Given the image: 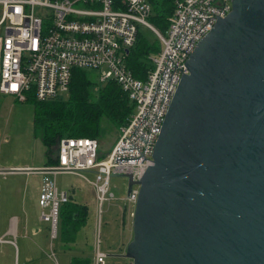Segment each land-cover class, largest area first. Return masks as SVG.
Returning a JSON list of instances; mask_svg holds the SVG:
<instances>
[{
	"label": "water",
	"instance_id": "water-1",
	"mask_svg": "<svg viewBox=\"0 0 264 264\" xmlns=\"http://www.w3.org/2000/svg\"><path fill=\"white\" fill-rule=\"evenodd\" d=\"M138 186L131 264H264V0L195 45Z\"/></svg>",
	"mask_w": 264,
	"mask_h": 264
},
{
	"label": "built area",
	"instance_id": "built-area-1",
	"mask_svg": "<svg viewBox=\"0 0 264 264\" xmlns=\"http://www.w3.org/2000/svg\"><path fill=\"white\" fill-rule=\"evenodd\" d=\"M0 8V26L7 22L0 42V94L20 102L59 99L67 94L74 69H81L101 84L117 83L133 106L106 156L97 138L63 137L56 163L33 169L43 175L39 218L48 224L53 242L59 235L60 208L70 200L68 191L57 187L56 176H79L93 187L99 223L104 201L113 197L111 177L130 173L137 180L152 164L163 118L187 73L185 61L217 17L230 11L231 0H175L164 32L150 22L147 0H0ZM145 29L155 34L160 49L147 54L151 65L143 78H136L128 59ZM17 171L0 167L1 176ZM137 191L133 185L124 198L131 216ZM51 256L56 262L53 250ZM106 256L95 229L92 264H104Z\"/></svg>",
	"mask_w": 264,
	"mask_h": 264
},
{
	"label": "trees",
	"instance_id": "trees-1",
	"mask_svg": "<svg viewBox=\"0 0 264 264\" xmlns=\"http://www.w3.org/2000/svg\"><path fill=\"white\" fill-rule=\"evenodd\" d=\"M152 7L150 22L160 32L167 28V18L171 14L175 0H147ZM141 32L128 59L129 68L136 78H143L150 67L147 54L157 53L160 45ZM87 71L74 69L67 97L48 101L27 102L33 105V130L45 148L47 160L52 161L51 152L63 137H92L100 132L103 120L116 127L127 124L133 106L127 93L117 83L105 84L87 78ZM95 87V89H94ZM57 161V160H56ZM55 163V162H54ZM87 207L70 200L60 208L59 235L64 243L76 240L77 232L86 224ZM62 222V223H61ZM62 235V236H61ZM71 264H90L89 257H73Z\"/></svg>",
	"mask_w": 264,
	"mask_h": 264
},
{
	"label": "rangeland",
	"instance_id": "rangeland-1",
	"mask_svg": "<svg viewBox=\"0 0 264 264\" xmlns=\"http://www.w3.org/2000/svg\"><path fill=\"white\" fill-rule=\"evenodd\" d=\"M6 24L0 26V42L4 36ZM157 29L162 30L163 28ZM145 32L147 37L159 46L155 34L149 29H145ZM86 74L87 78L92 82L96 80L95 75L92 72H86ZM66 97L67 95L64 94L63 98ZM32 123V104L29 102L17 101L10 95L0 94V159L13 156L15 153L23 154L26 149L30 154L36 153L40 156L44 155V146L31 134ZM120 131V127H116L106 120L102 121L100 132L97 134L96 138L100 143V151L104 156H106L115 144ZM4 138H7L8 141L4 142L2 140ZM23 146L26 149L23 148ZM57 153L58 144L54 146L50 153L52 161L46 160L44 167H50L56 163ZM85 174L90 180L94 179V175L91 172H85ZM56 185L59 189H65L67 191L68 189H74L76 198L72 197L73 201L79 204L85 203L84 205L87 207L88 212L86 224L78 231V236L80 237H77V241L74 244L69 246V244L65 245L57 240L53 241V243L51 241L55 248V257L58 263L69 264L71 257L80 254L82 251H84L83 255L92 257L95 229H98L100 251L107 255L104 264H130L131 260L122 256L123 253L122 255L120 254L123 249L125 250L124 243L127 241V237L120 236L124 233H128L124 231V228L121 226V215L124 208H130V206L124 201V198L127 196V178L118 175H113L111 177L109 192L113 194V197L109 201H104L99 223L96 216V197L92 190L93 187L89 183L79 176L72 174H59L56 176ZM49 243L50 240H48L47 247L49 246ZM115 254L118 256L114 257L113 255ZM47 262L51 264L50 260H47ZM0 264H10L6 254H3L2 257L0 256ZM11 264H13V259ZM20 264H22V261Z\"/></svg>",
	"mask_w": 264,
	"mask_h": 264
},
{
	"label": "crops",
	"instance_id": "crops-1",
	"mask_svg": "<svg viewBox=\"0 0 264 264\" xmlns=\"http://www.w3.org/2000/svg\"><path fill=\"white\" fill-rule=\"evenodd\" d=\"M31 134L36 138L33 123ZM2 140L8 141L7 138ZM23 148L25 147L23 146ZM43 154V156L36 153L30 154L26 149L23 154L15 153L13 156L0 159V167L19 169L17 172H11L0 177V256L6 254L10 264L12 259L13 264H20L21 261L22 264H49L47 260H50L51 264H59L56 257L55 262L51 256V250L54 252L55 248L49 237V226L39 218L40 209L37 199L43 175L33 169L44 166L47 160L45 149ZM72 190L68 189L71 199L72 197L76 198L74 189ZM121 220V226L124 231L128 232L120 236L127 237V241L124 243L125 248V245L131 240L130 237H132L130 208H124ZM77 237H80L78 232L76 240L72 243H64L60 239L56 240L70 246L77 241ZM48 240L50 243L47 247ZM122 251L120 252L121 255L124 254ZM83 253L84 251L73 257H89ZM113 256L117 257L118 255ZM73 257L69 260V264H71ZM89 258L90 264H92L93 256Z\"/></svg>",
	"mask_w": 264,
	"mask_h": 264
}]
</instances>
